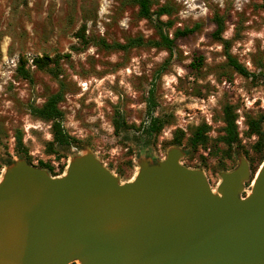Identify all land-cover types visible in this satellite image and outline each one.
I'll list each match as a JSON object with an SVG mask.
<instances>
[{
  "label": "rangeland",
  "instance_id": "1",
  "mask_svg": "<svg viewBox=\"0 0 264 264\" xmlns=\"http://www.w3.org/2000/svg\"><path fill=\"white\" fill-rule=\"evenodd\" d=\"M151 1L171 7L169 17H161L171 21L168 37L173 30L194 28L193 33L174 41L170 59L164 49L146 45L126 51L99 45L100 39L107 45H122L137 37L143 42L156 39L153 23L138 18L136 7L128 1L0 0V178L7 156L10 161L18 158L14 144L19 135L24 157L34 166L44 164L41 169L53 175L50 177H60L73 157L89 152L120 183L130 182L140 160H163L170 148L177 147L183 152L179 164L202 171L214 191L219 174L233 170L242 158L249 176L240 197L249 194L260 164L251 172L244 151L249 153L256 136L247 135L246 119L264 115V83H253L225 65L222 46L210 36L214 29L211 19L214 14L223 18L221 37L228 40L231 56L247 72L264 73V3ZM81 27L83 41L75 35ZM41 56L58 57L57 78L32 66V59ZM20 57L29 79L15 71ZM197 59L201 62L196 68ZM59 83L63 91L58 103L60 126L76 142L70 147L51 145L52 152H48L50 123L33 118L28 109L39 107L59 89ZM148 92L154 103L152 115L168 121L155 144H144L140 131L115 134L111 124L115 113L127 125L146 126ZM223 104L233 107L240 147L232 146L227 158L220 156L224 146L215 142L222 134L219 117ZM201 123L208 127V145L192 151L186 139L190 129ZM175 130L183 133L178 146L170 143ZM261 130L264 133V123Z\"/></svg>",
  "mask_w": 264,
  "mask_h": 264
},
{
  "label": "water",
  "instance_id": "2",
  "mask_svg": "<svg viewBox=\"0 0 264 264\" xmlns=\"http://www.w3.org/2000/svg\"><path fill=\"white\" fill-rule=\"evenodd\" d=\"M182 155L144 158L125 183L89 152L60 177L16 158L0 178V264H264V158L240 197L244 159L211 191Z\"/></svg>",
  "mask_w": 264,
  "mask_h": 264
},
{
  "label": "trees",
  "instance_id": "3",
  "mask_svg": "<svg viewBox=\"0 0 264 264\" xmlns=\"http://www.w3.org/2000/svg\"><path fill=\"white\" fill-rule=\"evenodd\" d=\"M125 1L130 2L133 6L136 7V15L138 18L148 20L153 23V27L156 33V39L147 40L143 42L141 38L137 37L131 40H127L122 45H107L103 40L100 39L98 40V42L102 48L126 51L129 48H133L139 45H146L151 48L164 49L168 54V58L170 59V57H172V55L174 54V41L178 37H185L193 33L194 31V28L183 29L181 31L173 30L171 32V36L168 37V33L172 28L171 21L169 19L165 21L161 20L162 16L169 17L171 13V7L168 4L156 6L151 0ZM261 1L264 3V0ZM153 6L154 8H152ZM211 20L214 29L211 32L210 36L214 41L218 42L222 46L223 56L225 58V65L230 69V71L234 72L235 74L241 77L249 78L253 83H256L257 81H261L264 83V73H262L261 71H258L256 73L247 72V70L241 64H239L228 52L229 42L228 40L223 39L221 37V34L223 32V18L221 16H218L217 14H214ZM75 35L77 36V38L80 39V41H83V27H81L79 33ZM58 60L59 59L57 56H41L33 58L31 63L36 70L45 71L51 77L57 78ZM200 62L201 60L197 59L193 63V67L197 68L200 65ZM24 65L25 60L20 57V59H18V64L15 68V71L22 79H29V73L27 70L24 69ZM151 94V92H148L146 97V126L134 127L127 125L123 121L121 116L115 113V116L112 118L111 121L113 132L115 134L120 135L123 133H127L128 131H140L144 137V144H147V142L151 145L155 144L157 136L159 135L161 129L168 123V121L163 120L158 116L152 115L154 103L152 101ZM62 97V84L59 83V89L54 93L49 94L39 107H29L28 109L29 114L33 118L42 122L50 123V133L52 137V142L49 144L50 148L48 152H52L51 145H56L58 147H70L74 146L76 142L74 139L65 135L60 126L62 113L58 107V103L62 100ZM234 118L235 116L233 114V107L228 104H223L220 108L219 117L222 123V134L220 136H217L215 139V142H219L224 146V151L220 153L221 157L227 158L229 156L228 151L232 146H235L237 150L240 148L238 146L239 144L237 141L235 126L233 123ZM246 123L248 127L247 135L254 134L256 136V141L250 146L249 153L247 151H244L250 163L251 172H253L256 169V166L262 162V158L264 156V133L261 130V126L264 123V115H258L255 118H247ZM207 131L208 127L203 123L192 127L190 129L189 136L186 139V146L192 151H196L197 148L206 149L208 145V138L206 136ZM182 138L183 133L179 130H175L172 134L170 143L178 146L181 143ZM14 151L18 159H23L28 165L34 166L24 157L25 153L23 152L19 135L15 138ZM200 159L202 158L200 157ZM4 162L5 165H8L11 162L10 158L7 156V159ZM34 167L41 169L44 168L45 165L39 162L38 165ZM49 176L53 175L49 174Z\"/></svg>",
  "mask_w": 264,
  "mask_h": 264
},
{
  "label": "built area",
  "instance_id": "4",
  "mask_svg": "<svg viewBox=\"0 0 264 264\" xmlns=\"http://www.w3.org/2000/svg\"><path fill=\"white\" fill-rule=\"evenodd\" d=\"M236 123L239 125L240 122L236 121ZM240 139H242V134L238 135ZM243 141V140H242ZM244 142V141H243Z\"/></svg>",
  "mask_w": 264,
  "mask_h": 264
},
{
  "label": "bare ground",
  "instance_id": "5",
  "mask_svg": "<svg viewBox=\"0 0 264 264\" xmlns=\"http://www.w3.org/2000/svg\"><path fill=\"white\" fill-rule=\"evenodd\" d=\"M253 181H254V178H253ZM253 181H252V184H253ZM252 186V185H251ZM76 264H78V262H76Z\"/></svg>",
  "mask_w": 264,
  "mask_h": 264
}]
</instances>
